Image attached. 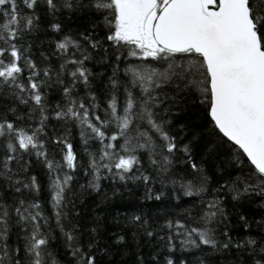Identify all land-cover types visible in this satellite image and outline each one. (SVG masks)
<instances>
[{
	"label": "snow or ice",
	"instance_id": "snow-or-ice-1",
	"mask_svg": "<svg viewBox=\"0 0 264 264\" xmlns=\"http://www.w3.org/2000/svg\"><path fill=\"white\" fill-rule=\"evenodd\" d=\"M32 10L31 14H22L17 0H0V86L16 89L13 95L23 104H29L33 111L39 112V126L31 134L18 128L14 123L0 120V137L6 138L5 159L0 160V176L16 185L13 191L21 193L24 189L39 193L40 186L36 177L30 182L13 180L9 167L18 150L31 152L41 159L49 170L50 204L56 219V226L64 236L66 246L76 258V264H95L94 255L83 251L75 244V226L65 230L62 220L65 192L74 177L70 174L77 170L79 161L73 145L64 139L54 142L63 144L62 161L48 158L39 134L49 119L45 93L42 88L52 83L51 71L43 70L41 76L37 65L25 57L18 46L21 35L31 32L39 17L35 14L38 6H43L47 14L55 16L59 12H79L94 9L100 13L109 28L106 39L117 48L127 50L129 63L124 68L128 77L124 84V103L118 105L115 92L108 104L105 118L95 115L84 102L79 103L73 96L78 84H89L90 72L85 67L89 56L84 54L78 41L64 36L56 43L57 55L62 57L60 71L56 73V83L64 85L61 73L67 71L70 80L63 87L65 106H57L54 113L57 120H75L90 133L82 131L84 143L94 139L101 145L97 156L89 152L88 168L93 180L90 186L99 188L101 170L112 173L113 169L120 180H126L125 174L133 172L141 163L137 152L147 151L151 163L161 173H168L172 159L169 154L177 150L174 138L164 129V122L157 119L154 111L160 104L158 89L174 85L179 91L199 92L208 103V115L221 138L236 146L252 166L247 175H241L228 188L232 199L259 196L264 199V0H21ZM110 17V18H109ZM6 18V19H5ZM53 32L61 31L60 23H52ZM93 48L96 42L85 36ZM80 51L81 55L76 56ZM185 59L180 62L178 57ZM120 60V56L116 57ZM166 62L163 69L151 63ZM68 65H72L71 69ZM27 69V83L21 81ZM112 87L118 81L111 79ZM26 94V96L24 95ZM92 108H95L93 97ZM14 111V109H13ZM90 117H94L90 119ZM19 118V117H18ZM108 131H105V130ZM153 134L161 143L157 144ZM122 141V143H120ZM158 155L160 159L153 158ZM184 151L187 153L188 149ZM124 153V154H121ZM195 175L191 178L165 176L161 183L170 181L173 190H179L187 197H201L207 191V177L202 170L191 163ZM61 170L58 173L57 170ZM66 169L67 171H64ZM139 178V177H137ZM148 184L149 176H143ZM83 187V186H82ZM151 190L149 189V193ZM160 199V194L154 197ZM220 199L206 204L202 216L205 227L186 229L176 235L184 236L182 244L194 248L204 246L219 250L228 248L229 243L218 246L212 230L206 225L223 215ZM20 226L25 233L23 248L10 250L7 243L10 221ZM244 219V217H241ZM140 221V217H134ZM48 218L44 216L39 202H26L19 199L9 207L0 198V264H58L49 250L50 236L44 232ZM247 226V225H246ZM169 228L184 229L179 222L169 223ZM151 236L152 233L148 232ZM227 235V233H225ZM122 239V238H121ZM171 241V237L169 238ZM229 238V242H230ZM91 247V244L89 245ZM243 247L251 253L253 264H264V237L262 242L249 238L234 245ZM168 264H173L171 259ZM200 264H206L204 260Z\"/></svg>",
	"mask_w": 264,
	"mask_h": 264
},
{
	"label": "trees",
	"instance_id": "trees-1",
	"mask_svg": "<svg viewBox=\"0 0 264 264\" xmlns=\"http://www.w3.org/2000/svg\"><path fill=\"white\" fill-rule=\"evenodd\" d=\"M17 3L22 14H31L32 10L27 9L21 0H17ZM35 14L39 19L35 22L34 30L23 33L17 43L23 55L31 58L40 70L41 76L38 79H47L43 77L44 69H49L52 74L51 85L42 88L49 119L45 122L43 132L39 134L48 158L62 161L64 146L54 142L59 138L73 145L79 161L77 170L70 173L74 179L65 192V217L62 220L65 230L71 231L75 226L74 243L83 251L94 255L95 264H168L169 259L173 264H200L201 260L206 264H253L251 253L234 245L249 238L262 242L264 199L254 195L236 201L232 199L227 187L221 190V185L230 184L237 177L247 175L252 166L241 150L226 141V138H221L211 122L208 103L203 100L201 93L179 91L174 85H166L157 90L161 102L154 111L158 113L157 119L164 122L165 131L174 138L177 145V150L169 154L172 164L168 173H161L151 163L147 151L137 152L135 154L141 158V163L133 172L125 174L128 179L120 180L115 169L112 173L102 169L99 188L94 189L90 186L93 176L85 175L86 171L91 173L88 168V153L98 156L101 145L94 139H88V143H84L86 137H82L81 133H90V130L82 127L78 121L54 118L57 106H65L63 87L70 80L67 71H64L61 79L65 84L55 82L62 60L57 55L56 43L64 36H70L80 43L84 54L89 56L85 61V67L90 72L89 84H78L73 96L78 103L84 101L90 111L101 118L106 117L114 92L118 105L122 107L124 103V84L128 80L124 75V68L129 63L127 50L113 46L106 39L109 28L104 17L94 9L73 12L71 15L66 11L59 12L52 16L47 14L43 6H38ZM52 23H60L61 31L53 32ZM85 36L96 42L97 46L93 48L83 38ZM80 55L81 52L77 51L76 56ZM118 55L120 60L116 59ZM178 59L183 62L185 58L179 56ZM135 63H151L161 70L166 65L163 61ZM72 67L68 65L69 69ZM27 71L25 69L24 76L21 77L25 84ZM111 79L118 81L117 88L112 87ZM15 91L18 90L8 88L7 85L0 86V120L12 122L31 134L39 126V112L33 111L29 104L20 103L13 95ZM93 97L95 108L91 107ZM90 119L94 121V117ZM153 136L157 144L161 143L158 137L154 134ZM6 142L5 137H0V160L5 159ZM185 148L188 149L187 153ZM159 151L157 148V155L153 158L160 159ZM12 155L17 159L9 165L13 170L9 175L13 176V180L19 179L23 182H30L31 177H36L40 191L35 193L24 189L21 193H16L13 191L16 185L0 176V198L9 207L14 206L21 198L26 202H39L44 216L48 218L44 232L50 236L49 250L58 264H76V258L56 226L50 204L49 170L37 158L34 150H18ZM191 163H195L207 177V191L202 193L203 200L201 197L184 196L178 185L174 191L170 181L161 183L169 175L193 177L195 173ZM57 172L61 173V170L58 169ZM145 175L150 177L148 184L143 181L142 177ZM156 194H160L159 200L154 198ZM218 197L221 198L219 202L223 215H218L206 227L212 230L218 246L227 242L229 247L225 249L221 246L219 250H212L204 246L194 248L183 245L185 237L176 233L193 227H205L201 219L206 210L205 206L207 202ZM136 216L140 217V221L134 220ZM14 220L13 217L10 221L7 241L10 250L23 248L25 244V233ZM177 222L185 228L168 227L169 223L175 225ZM148 232L152 235L149 236Z\"/></svg>",
	"mask_w": 264,
	"mask_h": 264
},
{
	"label": "water",
	"instance_id": "water-1",
	"mask_svg": "<svg viewBox=\"0 0 264 264\" xmlns=\"http://www.w3.org/2000/svg\"><path fill=\"white\" fill-rule=\"evenodd\" d=\"M210 117V116H209Z\"/></svg>",
	"mask_w": 264,
	"mask_h": 264
}]
</instances>
